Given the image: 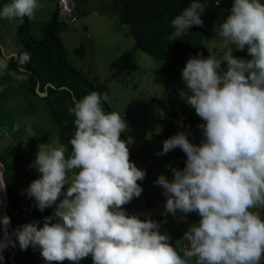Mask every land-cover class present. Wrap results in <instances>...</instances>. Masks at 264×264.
Listing matches in <instances>:
<instances>
[{
	"label": "clouds",
	"instance_id": "clouds-1",
	"mask_svg": "<svg viewBox=\"0 0 264 264\" xmlns=\"http://www.w3.org/2000/svg\"><path fill=\"white\" fill-rule=\"evenodd\" d=\"M38 3L7 0L0 19L22 24ZM220 3L212 0L213 6ZM207 4L190 0L170 20L168 39L202 27ZM207 42L223 47V55L197 52L180 71V97L203 121L196 125L201 138L193 143L178 125L156 155L179 149L183 167H169L170 179L159 174L152 181L164 198L161 215L198 217L180 238L186 245L182 254L150 213L130 214L122 207L140 196L137 182L145 171L129 160V139L119 138L127 131L122 112L106 111L105 94L96 91L74 99L68 109L74 130L67 144L59 138L37 144L29 164L37 178L22 191L38 212L52 211L13 228L9 246L38 249L45 264H79L85 257L91 264H259L264 217L254 209H264V0H231ZM233 50L249 58L235 57ZM29 59V53L19 52L10 75L26 79ZM7 69L8 59L0 57V73ZM29 137L35 134L26 127L24 140ZM5 187L0 172V191ZM8 224L7 216L0 218L6 237Z\"/></svg>",
	"mask_w": 264,
	"mask_h": 264
},
{
	"label": "rangeland",
	"instance_id": "rangeland-1",
	"mask_svg": "<svg viewBox=\"0 0 264 264\" xmlns=\"http://www.w3.org/2000/svg\"><path fill=\"white\" fill-rule=\"evenodd\" d=\"M6 2L7 0H0V5ZM74 3L77 22L59 34L66 51V61L87 78L96 79L106 86L108 96L105 98L104 108L106 111L122 112L127 131L121 133L119 138L129 139V160L138 169L143 168L145 171L144 179L137 182L142 188L140 196L122 207L130 214L150 213V219L161 224V231L166 232L170 238L169 243L182 254L186 245L180 238L198 217L195 213L182 215L179 212L175 216L161 215L164 198L161 196L160 187L153 186L152 183L159 174H164L170 179L168 168L183 166L184 160L183 153L178 158L177 165L172 159L171 151L156 155L160 152L163 141L158 139V122L163 116L155 102L161 100L164 95V65L138 50L128 34L129 28L119 24L120 0H74ZM230 5L231 0H221L216 6L212 5V0H208L207 7L200 16L204 26L203 44L206 49V53L201 57H207L208 54L217 57L223 55V47L219 44L214 46L207 41L214 38V28L218 20L227 15ZM55 7L56 0H39L33 17L27 18L35 40L42 38L43 27ZM15 27V21L0 19L1 57L11 48L10 41H16ZM232 55L249 58L245 51L233 50ZM221 68H224L223 62ZM11 72L14 71L5 70L0 73V82L4 79L7 81L8 77L13 80L8 83L12 86L11 89L1 86L3 84L0 83V161L9 168V175L13 180V194L17 198L16 201L21 202L25 198L22 190L31 180L37 178L35 169L29 167L37 148L35 143L42 137H46V140L41 143L51 141L56 138L57 130L46 114L42 101L28 94L24 79H16L10 75ZM172 85L180 97V92L184 90L183 82L180 78H174ZM180 99L182 100L181 97ZM185 107L196 125L203 123L193 109L187 105ZM179 123L175 122L176 125ZM26 127L32 128L35 137L24 140ZM194 138L197 142L201 138L198 129ZM44 216H48L46 210L42 212L41 218ZM7 249L11 250V246L8 245ZM81 262L89 263L87 260L79 263ZM259 264H264V254Z\"/></svg>",
	"mask_w": 264,
	"mask_h": 264
},
{
	"label": "trees",
	"instance_id": "trees-1",
	"mask_svg": "<svg viewBox=\"0 0 264 264\" xmlns=\"http://www.w3.org/2000/svg\"><path fill=\"white\" fill-rule=\"evenodd\" d=\"M189 2L190 0H120L118 22L129 28L128 34L134 40L138 50L164 65V95L161 100L155 102V106L163 116L158 122V139H167L177 131L178 125H181V130L189 132V139L197 143L194 138L197 132L195 120L188 114L184 103L176 94L172 79L180 78V71L187 58L195 56L197 52L201 56L206 53L203 44L204 26H191L189 33L182 34L177 40L168 39L172 31L170 20ZM65 29L66 27L57 17L56 7L43 27V36L40 40L32 37L28 19L25 18L22 24L16 23L15 40L19 50L15 56L21 51L30 54V59L24 65L28 73L27 78L24 79L25 90L33 98L42 101L46 114L56 127V138H59L61 143L67 144L74 130L73 116L68 111L73 100L89 91L104 93L106 98L108 91L103 83L87 78L66 61V51L59 38V34ZM15 56L8 58V72L17 70ZM39 94L42 96H38ZM102 103L105 106V99ZM177 121L180 123L176 125ZM45 140L46 137H42L35 144ZM171 153L177 165L182 152L174 149ZM0 165L6 182V216L9 218L11 231L20 224L42 220V212L35 209L30 198L24 195L23 201H16L17 198L12 190L13 180L9 175L10 170L1 161ZM182 167L176 166L177 169ZM45 210L47 215L51 214L52 210L48 208ZM254 210L264 217V209ZM1 238L2 232L0 231V242ZM12 240L14 243V238ZM14 248L16 252L12 257V249L1 251L7 264H11V260L15 264L37 263L38 249L28 248L21 251L18 247ZM50 264L54 263L50 262Z\"/></svg>",
	"mask_w": 264,
	"mask_h": 264
},
{
	"label": "built area",
	"instance_id": "built-area-1",
	"mask_svg": "<svg viewBox=\"0 0 264 264\" xmlns=\"http://www.w3.org/2000/svg\"><path fill=\"white\" fill-rule=\"evenodd\" d=\"M57 17L66 28L77 22V9L74 0H56Z\"/></svg>",
	"mask_w": 264,
	"mask_h": 264
},
{
	"label": "water",
	"instance_id": "water-1",
	"mask_svg": "<svg viewBox=\"0 0 264 264\" xmlns=\"http://www.w3.org/2000/svg\"><path fill=\"white\" fill-rule=\"evenodd\" d=\"M39 96H42V95H39ZM1 167L2 166L0 165V172H2ZM6 206H7V196H6V190L4 189L3 191H0V218L6 216ZM7 231L9 233V236H7V237L1 231L2 232V238H1V242H0V264H7L1 255V251L2 250L8 251V249H7L8 240L12 239V237L10 236L11 228H10L9 224L7 226ZM11 249H12L11 257H12L14 255V253L16 252V250L13 246H11ZM10 263L15 264L14 262H12V260L10 261Z\"/></svg>",
	"mask_w": 264,
	"mask_h": 264
},
{
	"label": "crops",
	"instance_id": "crops-1",
	"mask_svg": "<svg viewBox=\"0 0 264 264\" xmlns=\"http://www.w3.org/2000/svg\"><path fill=\"white\" fill-rule=\"evenodd\" d=\"M10 42H11V44H10L11 48L9 49V51H8L7 53H3V57H4V58H7V59L13 57V56L17 53V51L19 50V46H18V44L16 43V41H15V42L10 41ZM1 46H2V45H1ZM11 81H13V80H12L10 77H8L7 81H6V79H4V80L1 81L0 83L3 84V85H1V86H3V87L7 86L8 89H11L10 87H12V86H9L10 84H8V83H10ZM2 82H3V83H2ZM4 82H5V84H4ZM0 89H1V88H0ZM39 95H40V94H39ZM85 260L91 262L90 257H85V258H82V259H81V261H85ZM53 263H54V264H57V262H53ZM36 264H45V262L43 261V259H42L41 257L38 256V258H37V263H36ZM59 264H71V262H68V261H62V262H59ZM79 264H82V262L79 263Z\"/></svg>",
	"mask_w": 264,
	"mask_h": 264
}]
</instances>
